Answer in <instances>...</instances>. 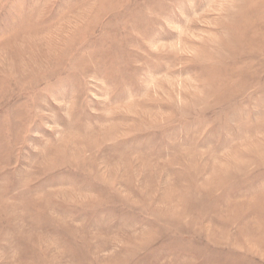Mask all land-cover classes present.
<instances>
[{
    "label": "rangeland",
    "instance_id": "obj_1",
    "mask_svg": "<svg viewBox=\"0 0 264 264\" xmlns=\"http://www.w3.org/2000/svg\"><path fill=\"white\" fill-rule=\"evenodd\" d=\"M0 264H264V0H0Z\"/></svg>",
    "mask_w": 264,
    "mask_h": 264
}]
</instances>
